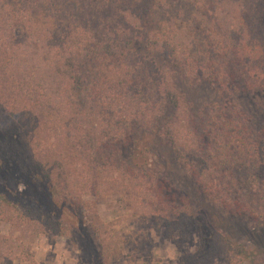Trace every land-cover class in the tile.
Returning a JSON list of instances; mask_svg holds the SVG:
<instances>
[{"label": "rangeland", "instance_id": "obj_1", "mask_svg": "<svg viewBox=\"0 0 264 264\" xmlns=\"http://www.w3.org/2000/svg\"><path fill=\"white\" fill-rule=\"evenodd\" d=\"M196 1L215 35L146 45L143 90L106 64L93 91L76 34L26 94L10 57L46 25L0 18V264H264V0ZM68 2L35 0L56 26Z\"/></svg>", "mask_w": 264, "mask_h": 264}, {"label": "trees", "instance_id": "obj_2", "mask_svg": "<svg viewBox=\"0 0 264 264\" xmlns=\"http://www.w3.org/2000/svg\"><path fill=\"white\" fill-rule=\"evenodd\" d=\"M19 5L25 6L26 13L33 18L35 16L36 18L40 17L42 19L39 21L41 25L42 23L46 25L37 26L34 31V34L39 36L36 37L38 40H35L38 41L35 50L34 45L31 47L28 46L30 43H26L27 45L22 47L21 54L15 51L14 56L10 57L17 65L18 78H20L24 92L26 94L37 92L39 96H42L43 93L39 89L34 91L35 85L32 75L29 73L47 68V66L53 68L60 58L58 54L61 53L62 56L66 53V50L70 48V42H74L73 37L76 34L81 39L78 42H82L78 46H83L79 48V56L88 65L87 74L89 82L93 84L91 86H93L94 91L99 86L106 88L105 81L99 78L106 75L105 71L108 69L106 64L118 66L119 70L125 68V72L129 71L128 74H130V76L126 74L129 87L137 86L136 90H139L138 87L143 90L146 86L147 77H144L146 79L144 84L139 82L138 77L140 75L138 72L143 71L146 74L147 67L155 68L152 66L155 63L151 62V58L148 59V57L141 55L142 49L146 48V45L175 55L178 54L179 49L184 52L193 50L198 55L200 49H197L195 39L200 30L202 32L207 31L208 35L211 36H214L216 32L210 23L205 25L203 22L205 19L200 14L201 11L198 9L200 5L196 0H69L63 16L58 17V26L51 24L54 17L46 12L43 13L37 3L35 4V0H0V18H4L6 21L17 18L20 12ZM184 35H186L185 41L182 43L181 40L184 39L182 38ZM57 41L60 42V45L57 44ZM112 41L114 46L116 45V52L114 51L112 55H109L107 44L113 45ZM238 42H233L234 50L241 49L243 42L240 40ZM224 45L225 43L220 41L219 47L213 48L210 54L224 57L229 52L224 49L226 48ZM239 51L237 50L236 54ZM193 56L195 55L193 54ZM189 57L192 56L189 54ZM199 58L202 59L203 57L200 56ZM119 60H124V63H119ZM126 60H131L130 64ZM211 60L212 57H210V62ZM81 65L80 62H77L76 67L80 68ZM1 67L4 68L3 63H1ZM77 68L76 70H78ZM131 69L134 71L132 72ZM81 73L86 74L85 71ZM29 75L31 77H28ZM231 78L229 77V81ZM123 93L119 89L118 96H122ZM96 94L92 92L91 98L96 99ZM39 103L41 101H37L36 104ZM220 128L217 132L218 139H223V132L221 133ZM216 144L220 149L218 160L225 161V148L229 145L223 140L220 143L217 141ZM226 153L229 154V152ZM26 161L27 159L23 157L20 166L21 162L28 166ZM34 178L40 179L36 175ZM0 262H2L1 259Z\"/></svg>", "mask_w": 264, "mask_h": 264}]
</instances>
